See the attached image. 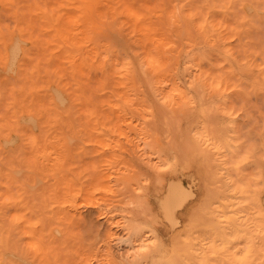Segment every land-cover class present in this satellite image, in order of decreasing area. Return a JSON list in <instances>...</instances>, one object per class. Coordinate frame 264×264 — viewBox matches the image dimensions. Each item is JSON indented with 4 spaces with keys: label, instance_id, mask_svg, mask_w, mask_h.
I'll use <instances>...</instances> for the list:
<instances>
[{
    "label": "rangeland",
    "instance_id": "rangeland-1",
    "mask_svg": "<svg viewBox=\"0 0 264 264\" xmlns=\"http://www.w3.org/2000/svg\"><path fill=\"white\" fill-rule=\"evenodd\" d=\"M236 1L0 0V35L21 42L10 71L0 40V264H187L183 229L207 243L226 197L264 242V0Z\"/></svg>",
    "mask_w": 264,
    "mask_h": 264
},
{
    "label": "bare ground",
    "instance_id": "bare-ground-1",
    "mask_svg": "<svg viewBox=\"0 0 264 264\" xmlns=\"http://www.w3.org/2000/svg\"><path fill=\"white\" fill-rule=\"evenodd\" d=\"M82 2L84 1V0H81ZM201 1V0H200ZM213 1V0H212ZM238 1V0H237ZM236 1V2H237ZM78 2V1H77ZM80 2V1H79ZM87 2H88V0H87ZM205 2V1H204ZM204 2H203V4H204ZM220 2H223V0L221 1L220 0ZM240 2V1H239ZM197 3H198V1H197ZM202 3V2H201ZM199 4V3H198ZM261 4V3H260ZM130 5H131V3H130ZM133 5V4H132ZM200 5V4H199ZM220 5V4H219ZM259 5V4H258ZM129 6V5H128ZM162 6V5H161ZM132 7V6H131ZM46 8V7H45ZM44 8V9H45ZM138 8V7H137ZM136 8V9H137ZM203 8V7H202ZM43 9V10H44ZM134 9V8H133ZM131 10V9H130ZM129 10V11H130ZM45 14L47 13V9H45ZM137 11H138V9H137ZM204 11V10H203ZM121 12V11H120ZM132 12V11H131ZM130 12V13H131ZM135 12V11H134ZM140 11H138V12H136V14L137 15H139L138 13H139ZM205 12L206 11H204V14H205ZM44 14V13H43ZM135 14V13H134ZM141 14V13H140ZM178 16H179V14L178 13H176ZM48 15V14H47ZM46 15V16H47ZM255 16V15H254ZM181 17V16H180ZM210 18V17H209ZM8 19V18H7ZM74 19V18H73ZM108 19H111V18H108ZM175 19V18H174ZM212 19V18H211ZM71 20V19H70ZM133 20V19H132ZM176 20V19H175ZM206 20V19H205ZM61 21V20H60ZM222 21H224V20H222ZM175 22H178V21H175ZM204 22V21H203ZM74 23V22H73ZM79 23V22H78ZM212 23V22H211ZM37 24V23H36ZM86 24V23H85ZM179 24V23H178ZM207 24V23H206ZM16 25V24H15ZM38 25V24H37ZM66 25V24H65ZM88 25V24H87ZM70 27V26H69ZM208 27V26H207ZM210 27V26H209ZM197 28V27H196ZM36 29V28H35ZM210 29V28H209ZM206 30H208V28L206 29ZM205 30V31H206ZM24 31V30H23ZM184 31V30H183ZM149 32V31H148ZM185 32V31H184ZM207 32H209V31H207ZM150 33V32H149ZM182 33V32H181ZM186 33V32H185ZM184 33V34H185ZM254 33V32H253ZM6 34H8V33H6ZM6 34H1L0 35V40H1V43H2V45H3V48H4V56L2 57V61H3V66L6 68V69H9V68H11V67H13L14 66V64L17 62V59L19 58L18 57V55H19V51H20V49H21V42L19 41V37H18V35H16L17 36V38L15 37V36H9V34L8 35H6ZM183 34V35H184ZM208 34V33H207ZM39 35V34H38ZM45 35V34H44ZM213 35V34H212ZM262 35V34H261ZM43 36V35H42ZM63 36V35H62ZM214 36H215V34H214ZM257 36V35H256ZM41 37V36H40ZM71 37V36H70ZM80 37H81V35H80ZM116 37V36H115ZM139 37V36H138ZM114 38V37H113ZM200 38H202V37H200ZM199 38V39H200ZM256 38V37H255ZM116 39V38H115ZM119 39V38H118ZM183 39H187V37L186 38H183ZM189 39V38H188ZM85 40H88V39H86L85 38ZM120 40V39H119ZM118 40V41H119ZM192 40V39H191ZM117 41V40H116ZM42 42V41H41ZM193 42V41H192ZM203 42V41H202ZM201 42V43H202ZM34 43H36V42H34ZM120 43H121V41H120ZM175 43H177L176 41H175ZM65 44V43H64ZM112 44V43H111ZM143 44V43H142ZM197 44H199V43H197ZM260 44V43H259ZM123 46H125L124 45V43L122 44ZM65 46V45H64ZM177 46H179L178 44H177ZM69 47V46H68ZM128 47V46H127ZM71 48V47H70ZM125 48V47H124ZM144 48V47H143ZM217 48V47H216ZM254 48V47H253ZM24 49V48H23ZM74 50H76L75 48H73ZM72 50V49H71ZM128 50V49H127ZM142 50V49H141ZM92 52H94V51H91V53ZM200 52H201V50H200ZM220 52V51H219ZM86 54H87V52H86ZM202 54V53H201ZM263 54V53H262ZM90 55V54H89ZM92 55V54H91ZM93 55H94V53H93ZM40 56V55H39ZM150 56V55H149ZM259 57V56H258ZM151 58V57H150ZM264 58V57H263ZM41 59H42V57H41ZM71 59V58H70ZM259 59V58H258ZM185 60V59H184ZM90 61H91V59H90ZM134 61V60H133ZM190 62V61H189ZM186 63H187V61H186ZM189 64V63H188ZM45 65V64H44ZM85 65H86V63H85ZM136 65V64H135ZM257 65V64H256ZM137 66V65H136ZM193 66V65H192ZM16 67V66H15ZM106 67V66H105ZM120 67V66H119ZM122 67V66H121ZM120 67V68H121ZM10 70V69H9ZM183 70V69H182ZM262 70V69H261ZM11 71V70H10ZM43 71V70H42ZM41 71V72H42ZM4 72V71H3ZM7 72V71H6ZM215 72V71H214ZM260 72V71H259ZM5 73V72H4ZM136 73H139L138 71L136 72ZM182 73V72H181ZM180 73V74H181ZM224 73V72H223ZM253 73V72H252ZM8 73H6V75H7ZM140 74V73H139ZM142 74V73H141ZM127 75V74H126ZM226 75H228V74H226ZM259 75V74H258ZM25 76V75H24ZM52 76V75H51ZM140 76V75H139ZM262 76V75H261ZM15 77V76H14ZM30 77V76H29ZM36 77V76H35ZM52 77H54V76H52ZM125 77H127V76H125ZM129 77V76H128ZM34 78V77H33ZM118 78V77H117ZM227 78H229V76L227 77ZM236 78V77H235ZM125 79H127V78H125ZM163 79V78H162ZM57 80V79H56ZM56 80H55V82H56ZM150 80V79H149ZM109 81V80H108ZM21 82V81H20ZM40 83H41V81H39ZM45 82V81H44ZM170 82V81H169ZM234 82H237V81H235L234 80ZM8 83V82H7ZM150 83H151V81H150ZM149 83V84H150ZM183 84H184V82H183ZM16 85V84H15ZM16 86H18V85H16ZM53 86V85H52ZM150 86V85H149ZM185 86V85H184ZM148 87V86H147ZM51 88V87H50ZM71 88V90H72V87H70ZM53 89V88H52ZM55 90V89H54ZM53 90V91H54ZM57 90V89H56ZM52 91V90H51ZM194 91V90H193ZM58 92H60V91H58ZM164 92V91H163ZM174 92V91H173ZM84 93V92H83ZM87 93V92H86ZM196 93V92H195ZM43 94V93H42ZM55 94V93H54ZM60 94V93H59ZM88 94V93H87ZM92 94V93H91ZM183 94V93H182ZM197 95H198V93H196ZM12 95V94H11ZM24 95V94H23ZM57 94H55V96H56ZM74 95V94H73ZM216 95V94H215ZM76 96V95H75ZM79 96V95H78ZM86 96H88V95H86ZM90 96V95H89ZM42 97V96H41ZM59 97V96H58ZM155 97V96H154ZM199 97V96H198ZM46 98V97H45ZM214 98V97H213ZM44 99V97H42V101H45V100H43ZM58 100H59V98H57ZM90 99V98H89ZM198 99H200V98H198ZM47 100H49V99H47ZM66 100V99H65ZM119 100V99H118ZM155 100V99H154ZM197 100V99H196ZM202 100V99H201ZM41 101V102H42ZM125 101V100H124ZM67 102V101H66ZM210 103V102H209ZM157 104V103H156ZM211 104V103H210ZM15 105V104H14ZM47 105V104H46ZM52 105V104H51ZM160 105V104H159ZM158 105V106H159ZM233 105V104H232ZM35 106V105H34ZM38 106V105H37ZM158 106H157V108H158ZM14 107H16V106H14ZM28 107V106H27ZM81 107V106H80ZM30 108H32V107H30ZM36 108V107H35ZM34 108V109H35ZM41 108V107H40ZM160 108V107H159ZM162 108V107H161ZM42 109V108H41ZM40 109V110H41ZM163 109V108H162ZM150 110V109H149ZM160 110V109H159ZM164 111V110H163ZM6 114V113H5ZM4 114V115H5ZM46 114V113H45ZM76 114V113H75ZM197 114V113H196ZM83 115V114H82ZM82 115H80V116H82ZM99 115V114H98ZM243 115V114H242ZM246 115V114H245ZM85 115H83V117H84ZM89 116V115H88ZM197 116V115H196ZM22 117V116H21ZM20 117V118H21ZM27 117V116H26ZM45 117V116H44ZM193 117V116H192ZM191 117V118H192ZM6 118V117H5ZM19 118V119H20ZM31 118V117H30ZM48 119V118H47ZM66 119V118H65ZM77 119V118H76ZM173 119V118H172ZM27 120V119H26ZM23 121V120H22ZM78 121V120H77ZM174 121H175V119H174ZM36 122V121H35ZM49 122V121H48ZM162 122V121H161ZM164 122V121H163ZM169 122V121H168ZM190 122V121H189ZM252 122V121H251ZM21 123V122H20ZM65 123H69V122H65ZM149 123V122H148ZM175 123V122H174ZM193 122H191V124H192ZM25 124V123H24ZM27 124V123H26ZM81 124V123H80ZM176 124V123H175ZM190 124V125H191ZM249 124V123H248ZM188 125H189V123H188ZM58 127V126H57ZM66 127V126H65ZM80 127H82V126H80ZM190 127V126H189ZM33 128V127H32ZM51 128H53V127H51ZM175 128V127H174ZM60 129V128H59ZM59 129H57V130H59ZM2 130V129H1ZM71 130V129H70ZM188 130H189V128H188ZM187 129H186V131H188ZM14 131H15V129H14ZM49 131V130H48ZM47 131V132H48ZM182 131V130H181ZM190 131V130H189ZM188 131V132H189ZM3 132V131H2ZM67 132H69V131H67ZM191 132V131H190ZM1 133V132H0ZM108 133V132H107ZM187 133V132H186ZM180 134V133H179ZM204 134H206V133H204ZM59 135V134H58ZM189 135V134H188ZM16 136V135H15ZM32 136V135H31ZM30 136V137H31ZM74 136V135H73ZM173 136V135H172ZM187 136V135H186ZM188 137V136H187ZM191 137V136H190ZM208 137V136H207ZM50 138H51V136H50ZM73 138V137H72ZM95 138V137H94ZM221 138V137H220ZM225 138V137H224ZM223 138V139H224ZM71 139V138H70ZM69 137H68V143H69ZM186 139V138H185ZM184 139V140H185ZM194 139V138H193ZM7 140V139H6ZM6 140L4 139V141L6 142ZM10 140H12V139H10ZM16 140V139H15ZM222 140V139H221ZM62 141V140H61ZM60 141V142H61ZM108 141V140H107ZM173 141V140H172ZM183 141V140H182ZM4 142V143H5ZM175 142V141H174ZM174 142H173V144H174ZM184 142V141H183ZM186 142V141H185ZM189 144H190V140H189V142H188ZM6 144V143H5ZM183 144V143H182ZM106 145V144H105ZM104 145V146H105ZM185 145V144H184ZM3 146H5V145H3ZM13 146V145H12ZM192 146V145H191ZM41 147V146H40ZM59 147V146H58ZM64 147V146H63ZM62 147V148H63ZM107 147V146H106ZM160 147V146H159ZM174 147V146H173ZM246 147V146H245ZM161 148V147H160ZM48 149H50V148H48ZM133 149V148H132ZM40 150V149H39ZM160 150V149H159ZM161 150H163V149H161ZM186 150V149H185ZM192 150H193V148H192ZM50 151V150H49ZM48 150H47V152H49ZM52 151V150H51ZM165 151V150H164ZM187 151V150H186ZM62 152V151H61ZM40 153V152H39ZM161 153H163V152H161ZM166 153V152H165ZM41 154H43V152L41 153ZM52 154H54V153H52ZM64 155V154H63ZM166 155V154H165ZM52 156V155H51ZM56 156V155H55ZM54 156V157H55ZM59 156V155H58ZM177 156V155H176ZM58 158V157H57ZM60 158V157H59ZM185 159H187V158H185ZM42 160V159H41ZM61 161V160H60ZM172 161V160H171ZM42 162V161H41ZM53 162H55V161H52L51 163H53ZM69 162V161H68ZM155 162V161H154ZM183 162V161H182ZM56 164V163H55ZM112 164V163H111ZM110 164V165H111ZM177 163L175 162V160H173L172 162H169V165L170 166H172V167H174L175 165H176ZM64 165V164H63ZM69 165H71V163L69 164ZM58 167H60V166H58ZM22 168V167H21ZM40 168V167H39ZM21 170V169H20ZM22 170H24L23 168H22ZM64 170V169H63ZM244 170V169H243ZM35 171V170H34ZM61 171H62V169H61ZM13 172H16V171H14L13 170ZM12 172V173H13ZM30 172V171H29ZM57 173H59V171H56ZM55 172V173H56ZM48 173V172H47ZM56 173V174H57ZM64 173V172H63ZM232 173H234V172H232ZM71 174V173H70ZM3 175V174H2ZM36 175V180H37V174H35ZM22 176H24L23 175V173H22ZM50 176V175H49ZM73 176V175H72ZM57 177V176H56ZM59 177V176H58ZM94 177H95V175H94ZM22 178V177H21ZM68 178V177H67ZM66 178V180H67V182H68V179ZM53 179V178H52ZM61 179V178H60ZM20 180V179H19ZM76 180V179H75ZM180 180V179H179ZM31 182V181H30ZM29 182V183H30ZM70 182V181H69ZM32 183V182H31ZM28 184V183H27ZM35 184H36V182H35ZM63 184V183H62ZM110 184V183H109ZM39 185V184H38ZM67 185H68V183H67ZM154 185V184H153ZM224 185V184H223ZM227 185V184H226ZM30 186H32V185H30ZM34 186V185H33ZM122 186V185H121ZM82 187V186H81ZM136 187V186H135ZM100 187H98V189H99ZM112 188V187H111ZM179 188H181L182 189V187H179ZM31 189H33V188H31ZM56 189H57V187H56ZM97 189V188H96ZM107 190V189H106ZM111 190V189H110ZM137 190V189H136ZM166 190H167V188H166ZM184 190V189H183ZM183 190H182V192H180V189L179 190H176V191H172V190H168V192L167 193H165V195H164V197H163V199L161 200V208H160V210L162 209V212H163V214H164V216H165V219H167V221L168 222H170V211L171 210H169V202H168V198H172V199H176V200H178L179 201V203L178 204H182V202L181 201H183V199H184V197L186 196H184L183 195ZM97 191V190H96ZM185 191V190H184ZM94 192H95V190H94ZM118 192V191H117ZM186 192V191H185ZM58 193H60V192H58ZM57 193V194H58ZM62 194V193H61ZM187 194V193H186ZM223 194V193H222ZM35 196H36V194H34ZM216 195V194H215ZM224 196H226L225 194H224ZM39 197V196H38ZM216 197V196H215ZM35 198V197H34ZM222 198V197H221ZM46 199H47V197H46ZM185 199H186V197H185ZM188 199V198H187ZM223 199V201H221L220 202V205H218L217 207H214V210H216V213L215 212H213L212 211V214H210V215H212V219L211 220H214V225H215V229L217 228V227H219V230L220 231H218V233L216 232V230L215 229H213V232H211L210 233V235L212 236V235H214V237H216V236H221V237H219L218 238V240L220 241V245L218 246V245H216L215 244V242L217 241V239H214V237L212 236H210L211 238H209L208 240H207V243L206 242H204V244L201 242V237H200V235L195 231V229H193L194 228V226L192 225V221L193 220H191V218H190V222L186 225V229H183L184 230V233H186L185 235H186V239L185 240H183L184 242H186L187 243V245H188V248H189V252L191 253V258L189 257V259H188V261H187V264H213L212 262H210V259H208L209 257H208V252H211V254H216V253H222L223 254V256H224V260H226V261H231V260H234V257H235V254H237V252H242L243 253V255L241 254V256H243V258L241 259V262H243V263H249V264H264V242L262 241V240H255V239H253V237L250 235V232L249 231H247L248 229H246L245 231H242L243 230V228L241 229V233H239L240 231L237 229V220H234L233 219V217H234V215L235 214H229V212H230V210H229V212H226V211H228V210H226L225 211V209H227V206L229 207L231 204H236V203H234V201L232 202H230V204L229 203H227V202H229V201H227V200H229V199H227V197L226 198H222ZM262 199V198H261ZM69 200V199H68ZM216 200H218V199H216ZM264 200V198L262 199V201ZM31 201V200H30ZM171 201V200H170ZM174 201V200H173ZM261 201V202H262ZM138 202H139V200H138ZM142 202V201H141ZM181 202V203H180ZM264 202V201H263ZM67 203H68V201H67ZM183 203H184V201H183ZM50 204V203H49ZM142 204V203H141ZM264 204V203H263ZM135 205H136V203H135ZM177 205V204H176ZM240 205L241 204H238L237 203V205H236V208H239L240 207ZM48 206H50V205H48ZM125 207V206H124ZM52 208V207H51ZM55 210H56V208H55ZM54 210V211H55ZM137 210V209H136ZM151 210V209H150ZM234 210V209H233ZM130 211V210H129ZM133 211V210H132ZM131 211V212H132ZM138 211V210H137ZM136 211V212H137ZM146 211V210H145ZM134 212V211H133ZM161 212V211H160ZM49 213V212H48ZM139 213V212H138ZM230 213H232V212H230ZM234 213H237V212H235L234 211ZM50 215H51V213H49ZM137 214V213H136ZM40 215V214H39ZM54 216V215H53ZM163 216V215H162ZM193 217V216H192ZM145 218V217H144ZM237 218V217H236ZM136 219V218H135ZM164 219V220H165ZM210 219V218H209ZM146 220V219H145ZM144 220V221H145ZM139 222H140V220H138ZM152 221V220H151ZM244 222L246 223V219H244ZM244 222H243V224H244ZM123 223V222H122ZM149 223H150V221H149ZM175 223H176V221H175ZM175 223H173V226H174V224ZM7 224H9V223H7ZM7 224H5L6 226H7ZM40 224H42V223H40ZM145 224V223H144ZM4 225V226H5ZM15 225V224H14ZM146 225H148V224H146ZM179 225V224H178ZM218 225H220V226H218ZM222 225V226H221ZM240 225V224H239ZM239 225H238V227H239ZM256 228H257V232H258V234L260 235V236H264V210H263V207L262 206H259L258 207V210H257V222H256ZM9 226V225H8ZM177 226V225H176ZM244 226H245V224H244ZM56 228V227H55ZM173 229V228H172ZM54 230V229H53ZM183 230H182V232H183ZM46 231V230H45ZM35 234V233H34ZM37 235V234H36ZM180 234H175V236L173 237V240L171 241V245H172V247H171V249L170 250H172V249H174L173 248V245L175 244V242H176V240H178V236H179ZM203 235V234H202ZM35 236V235H34ZM181 236V235H180ZM39 237V236H38ZM44 237V236H43ZM15 239V238H14ZM49 239V238H48ZM152 239V238H151ZM151 239H149V240H151ZM205 239H207V238H205ZM47 240V239H46ZM153 240V239H152ZM182 240V239H181ZM233 240H238V241H240V242H242V244H243V247H239V248H237L235 251H234V249L232 248L233 246L231 245V242L233 241ZM14 241V240H13ZM48 241V240H47ZM209 242V243H208ZM13 244V243H12ZM42 244V243H41ZM183 244V243H182ZM32 245V244H31ZM44 245V244H43ZM186 245V244H185ZM12 246H14V245H12ZM141 246H143V245H141ZM159 246V245H158ZM40 247L41 246H39V249H40ZM43 247V246H42ZM41 247V248H42ZM45 247V246H44ZM57 247H59V246H57ZM145 247V246H144ZM143 247V248H144ZM179 247V246H178ZM187 247V246H186ZM60 248V247H59ZM127 248V247H126ZM187 248V249H188ZM62 249V248H61ZM14 250V249H13ZM42 250V249H41ZM44 250H46V249H44ZM130 250V249H129ZM159 250H160V247H158V252H159ZM24 253V252H23ZM13 254V253H12ZM19 254V253H18ZM33 254V253H32ZM32 254H30V255H32ZM1 255V254H0ZM221 255V254H220ZM15 256V255H14ZM59 256V255H58ZM152 257H153V255H152ZM15 258V257H14ZM18 258V257H17ZM119 258V257H118ZM1 259H2V257L0 256V263H1ZM78 259V258H77ZM179 256H178V254H177V252H174V251H172V252H168V251H166V250H162V261L160 262V264L162 263V264H179ZM85 260V259H84ZM256 260H258L257 262H255ZM47 261V260H46ZM104 262V261H103ZM23 263V262H22ZM48 263V262H47ZM181 263V262H180ZM186 263V262H185ZM24 264V263H23ZM49 264V263H48Z\"/></svg>",
    "mask_w": 264,
    "mask_h": 264
}]
</instances>
